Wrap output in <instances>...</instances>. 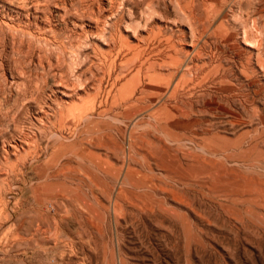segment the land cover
<instances>
[{
    "label": "rangeland",
    "instance_id": "1",
    "mask_svg": "<svg viewBox=\"0 0 264 264\" xmlns=\"http://www.w3.org/2000/svg\"><path fill=\"white\" fill-rule=\"evenodd\" d=\"M52 1L0 0V264H264V0Z\"/></svg>",
    "mask_w": 264,
    "mask_h": 264
},
{
    "label": "bare ground",
    "instance_id": "2",
    "mask_svg": "<svg viewBox=\"0 0 264 264\" xmlns=\"http://www.w3.org/2000/svg\"><path fill=\"white\" fill-rule=\"evenodd\" d=\"M54 1H56V0H53L52 2H54ZM63 1H64V0H63ZM78 1H79V0H78ZM99 1H100V0H99ZM106 1H107V0H106ZM110 1H111V0H110ZM110 1H109V2H110ZM164 1H165V0H164ZM167 1H168V0H167ZM182 1H183V0H181V2H182ZM74 2H75V1H74ZM100 2H101V1H100ZM102 2H104V1L102 0ZM109 2H108V3H109ZM114 2H115V1H114ZM179 2H180V1H179ZM110 3H111V2H110ZM221 3H222V2H221ZM52 4H53V3H52ZM74 4H75V3H74ZM85 4H86V2H85ZM112 4H113V5H111V7H110L109 5H108V6H109L110 8H112V7L114 6V3H112ZM121 4H122V3H121ZM10 5H11V4H10ZM92 5H93V4H92ZM97 5H98V4H97ZM72 6H73V5H72ZM176 6H178V5H176ZM219 6H220V5H219ZM228 6H229V5H228ZM19 7H20V6H19ZM51 7H52V6H51ZM56 7H58V6L56 5ZM74 7H75V6H74ZM93 7H94V5H93ZM182 7H183V6H182ZM87 8H88V7H87ZM101 8H102V7H101ZM107 8H108V7H107ZM110 8H108L109 11H110ZM119 8H120V7H119ZM45 9H46V8H45ZM48 9H49V8H48ZM48 9H47V10H48ZM63 9H64V8H63ZM98 9H99V8H98ZM112 9H114V8H112ZM112 9H111V10H112ZM21 10H22V9H21ZM42 10H43V9H42ZM42 10H41V11H42ZM61 10H62V9H61ZM66 10H67V9H66ZM68 10H69V9H68ZM71 10H72V9H71ZM128 10H129V9H128ZM39 11H40V10H39ZM84 11H85V10H84ZM84 11H83V12H84ZM88 11H89V10H88ZM112 11H113V10H112ZM149 11H150V9H149ZM180 11H181V10H180ZM27 12H28V10H27ZM34 12H35V11H34ZM42 12H43V11H42ZM46 12H47V11H46ZM57 12H58V11H57ZM83 12H82V13H83ZM89 12H90V11H89ZM104 12H105V11H104ZM106 12H107V10H106ZM115 12H116V11H115ZM124 12H125V11H124ZM228 12H229V11H228ZM49 13H50V12H49ZM49 13H48V14H49ZM68 13H69V11H68ZM110 13H112V12H110ZM118 13H119V12H118ZM151 13H152V12H151ZM22 14H23V13H22ZM66 14H67V13H66ZM90 14H91V13H90ZM130 14H131V12H130ZM130 14H129V16H130ZM155 14H156V13H155ZM155 14H154V15H155ZM35 15H36V14H35ZM40 15H41V14H40ZM45 15H47V14H45ZM75 15H77V13H76ZM75 15H74V16H75ZM80 15H81V14H80ZM91 15H92V14H91ZM99 15H101V14H99ZM102 15H103V14H102ZM105 15H106V14H104V17H105ZM114 15H115V14H114ZM117 15L120 16V15H122V14H121V12H120V14H117ZM182 15H183V14H182ZM186 15H187V14H186ZM227 15H228V14H227ZM32 16H33V15H32ZM47 16H48V15H47ZM47 16H46V18H48ZM52 16H53V15H52ZM60 16H61V15H60ZM63 16H65V14H64ZM70 16H71V15H70ZM77 16H78V15H77ZM108 16H109V13H108ZM112 16H113V15H112ZM126 16H127V15H126ZM129 16H128V17H129ZM33 17H34V16H33ZM33 17H32V18H33ZM65 17H66V16H65ZM72 17H73V15H72ZM75 17H76V16H75ZM80 17H81V16H80ZM86 17H87V16H86ZM131 17H133V16L131 15ZM146 17H148V15H146ZM187 17H188V16H187ZM192 17H193V16H192ZM91 18H92V17H91ZM95 18H96V17H95ZM113 18H114V17H113ZM117 18H118V17H117ZM117 18H116V23L113 24V22L111 21L110 24L112 23L115 27H117L118 24H120L119 22H118V24H117V20L120 21V18H119V19H117ZM123 18H124V16H123ZM129 18H130V17H129ZM189 18H191V17H189ZM221 18H222V17H221ZM238 18H239V17H238ZM70 19H72V18H70ZM87 19H88V18H87ZM114 19H115V18H114ZM130 19H131V18H130ZM33 20H34V19H33ZM35 20H36V18H35ZM50 20H51V19H50ZM73 20H74V19H73ZM77 20H78V19H77ZM79 20H80V19H79ZM81 20H82V19H81ZM95 20H96V19H95ZM145 20H146V19H145ZM230 20H231V19H230ZM93 21H94V20H93ZM114 21H115V20H114ZM134 21H135V20H134ZM152 21H153V20H152ZM224 21H225V20H224ZM2 22H3V21H2ZM5 22H6V21H5ZM46 22H47V21H46ZM72 22H73V21H72ZM80 22H81V21H80ZM94 22H95V21H94ZM97 22H98V20H97ZM121 22L124 23L123 20H122ZM137 22H138V21H137ZM137 22H136V24H137ZM230 22H231V21H230ZM8 23H9V22H8ZM49 23H50V22H49ZM95 23H96V22H95ZM98 23H100V21H99ZM104 23H105V21H104ZM122 23H121V24H122ZM138 23H139V22H138ZM148 23H149V21H148ZM231 23H232V22H231ZM240 23H241V22H240ZM28 24H29V23H28ZM73 24H74V23H73ZM76 24H77V23H76ZM81 24H82V23H81ZM96 24H97V23H96ZM96 24H95V28L99 25V24H97V26H96ZM100 24H101V23H100ZM106 24H107V23H106ZM110 24H109V26H110ZM146 24H147V23H146ZM150 24H151V23H150ZM17 25H18V23H17ZM137 25H139V24H137ZM9 26H10V25H8L7 27H9ZM35 26H36V25H35ZM82 26H83V25H82ZM102 26H103V24H102ZM119 26H122V25H119ZM127 26H128V25H127ZM139 26H140V25H139ZM139 26H138V27H139ZM144 26H145V25H144ZM217 26H218V25H217ZM12 27H13V26H12ZM25 27H26V26H25ZM38 27H39V26H38ZM93 27H94V26H93ZM98 27H99V26H98ZM98 27H97V28H98ZM110 27L112 28L113 26H110ZM124 27H125V26H124ZM237 27H238V26H237ZM50 28H51V27H50ZM73 28H75V27H73ZM91 28H92V27H91ZM108 28H109V27H108ZM233 28H234V27H233ZM17 29H19V28H17ZM23 29H24V28H23ZM37 29H38V28H37ZM84 29H85V28H83V30H84ZM121 29H122V28H121ZM121 29H119V28L116 29V30H117V33H116V32H113V31H112V32H113V34H119V35H120V38H121V37H122V34H120V32H121L120 30H121ZM138 29H139V28H138ZM143 29H144V27H143ZM202 29H203V28H202ZM8 30H9V29H8ZM21 30H22V29H21ZM21 30H20V32H21ZM51 30H52V29H51ZM61 30H62V29H61ZM96 30H98V29H96ZM100 30H101V31H100V35H101V33H102V35H103V32H102V31H104V30H103V29H100ZM109 30H110V28H109ZM109 30H108V31H109ZM116 30L114 29V31H116ZM148 30H150V29H148ZM170 30H171V29H170ZM178 30H179V29H178ZM178 30H177V31H178ZM180 30H181V29H180ZM233 30H234V29H233ZM33 31H34V30H33ZM53 31H55V29H54ZM69 31H70V29H69ZM80 31H81V30H80ZM93 31H94V30H93ZM105 31H106V30H105ZM108 31H107V32H108ZM125 31H126V30H125ZM136 31H137V30H136ZM136 31H135V32H136ZM140 31H141V30H140ZM158 31H159V30H158ZM186 31H187V30H186ZM51 32H52V31H51ZM73 32H74V31H73ZM81 32H83V31H81ZM97 32H99V31H97ZM109 32L111 33V31H109ZM151 32H152V31H151ZM151 32H150V33H151ZM175 32H176V31H175ZM182 32H183V31H182ZM182 32H181V33H182ZM200 32H201V31H200ZM11 33H12V32H11ZM24 33H25V32H24ZM29 33H30V32H29ZM61 33H62V32H61ZM88 33H89V32H88ZM93 33H94V32H93ZM95 33H96V31H95ZM95 33H94V34H95ZM123 33H124V32H123ZM153 33H154V32H153ZM156 33H157V32H156ZM203 33H204V32H203ZM238 33H239V32H238ZM21 34H22V33H21ZM46 34H47V33H46ZM55 34H56V33H55ZM90 34L92 35L91 31H90ZM111 34H112V33H111ZM113 34H112L111 37H114ZM16 35H17V34H16ZM31 35H32V34H31ZM35 35H36V34H35ZM50 35H51V34H50ZM74 35H75V34H74ZM80 35H81V34H80ZM95 35H99V34L96 33ZM119 35H118V36H119ZM145 35H146V34H145ZM147 35H149V33H148ZM197 35H198V34H197ZM205 35H206V34H205ZM23 36H24V35H23ZM180 36H181V35H180ZM195 36H196V35H195ZM14 37H15V35H14ZM88 37H89V36H88ZM101 37H102V36H101ZM107 37L111 39L110 35L107 36ZM150 37H151V36H150ZM154 37H155V36H154ZM175 37H176V36H175ZM53 38H55V37L53 36ZM108 38H107V40H108ZM114 38H116V37H114ZM114 38H112V39H114ZM128 38H129V37H128ZM144 38H145V37H144ZM144 38H143V39H144ZM146 38H148V36H147ZM176 38H177V37H176ZM30 39H31V37H30ZM44 39H45V38H44ZM57 39H58V38H57ZM77 39H78V37H77ZM79 39H80V38H79ZM84 39H85V38H84ZM86 39H87V38H86ZM86 39H85V40H86ZM98 39H99V38H98ZM181 39H183V38H181ZM194 39H195V37H194ZM15 40H16V39H15ZM21 40H22V39H21ZM33 40H34V39H33ZM41 40H43V39H41ZM103 40H104V39H103ZM121 40H122V39H121ZM137 40H138V39H137ZM144 40H145V39H144ZM148 40H150V39H148ZM148 40L146 39V41H148ZM165 40H166V39H165ZM177 40H178V39H177ZM192 40H193V39H192ZM238 40H239V39H238ZM100 41H102V40H100ZM109 41L111 42V40H108V42H109ZM118 41H119V40H118ZM118 41H117V42H118ZM138 41H139V40H138ZM39 42H40V41H39ZM50 42H51V40H50ZM56 42H57V41H56ZM82 42H83V41H82ZM110 42H109V43H110ZM112 42H113L112 45L114 46L115 43H114V41H112ZM112 42H111V43H112ZM129 42H130V41H129ZM153 42H154V41H153ZM167 42H168V40H167ZM237 42H238V41H237ZM44 43H45V41H44ZM53 43H54V42H53ZM53 43H52V44H53ZM74 43H75V42H74ZM76 43H77V42H76ZM105 43H106V41H105ZM109 43H108V45H110ZM156 43H157V42H156ZM161 43H162V42H160L159 45H162ZM171 43H172V42H171ZM190 43H191V42H190ZM232 43H233V42H232ZM238 43H239V42H238ZM45 44H46V43H45ZM83 44H84V43H83ZM116 44H117V43H116ZM173 44H174V42H173ZM200 44H201V43H200ZM21 45H22V44H21ZM31 45H32V44H31ZM70 45H71V43H70ZM76 45H77V44H76ZM108 45H107V46H108ZM138 45H139V44H138ZM140 45H141V44H140ZM140 45H139V48H140ZM142 45H143V44H142ZM149 45H150V44H149ZM157 45H158V44H157ZM168 45H169V44H168ZM192 45H193V44H192ZM197 45H198V44H197ZM203 45H204V44H203ZM17 46H18V45H17ZM60 46H61V44H60ZM82 46H83V45H82ZM93 46H94V45H93ZM152 46H153V44H152ZM166 46H167V44H166ZM175 46H176V45H175ZM198 46H199V45H198ZM226 46H227V45H226ZM229 46H230V44H229ZM232 46H233V45H232ZM40 47H41V46H40ZM54 47H55V46H54ZM69 47H70V46H69ZM69 47H68V48H69ZM79 47H81V46H79ZM83 47H85V46H83ZM117 47H118V45H117ZM134 47H136V46H134ZM155 47L157 48V46H155ZM164 47H165V46H164ZM169 47H171V46H169ZM169 47H167V48H169ZM172 47H174V46L172 45ZM181 47H182V46H181ZM196 47H197V46H196ZM55 48H56V47H55ZM91 48H92V47H91ZM108 48L112 49V48H114V47H111V46H110V47H108ZM118 48L120 49V45H119ZM123 48H124V47H123ZM139 48L137 47V49H139ZM151 48H152V47H151ZM151 48H150V49H151ZM153 48H154V47H153ZM156 48L153 49V50H156L155 52L158 53ZM234 48H235V47H234ZM40 49H41V48H40ZM82 49H83V48H82ZM110 49H109V50H110ZM114 49H116V47H115ZM121 49H122V47H121ZM135 49H136V48H135ZM158 49H159V47H158ZM161 49H162V48H160V50H161ZM164 49H165V48H164ZM238 49H239V48H238ZM73 50H74V49H73ZM144 50H145V49H144ZM147 50H148V49H147ZM167 50H168V49H167ZM167 50H166V51H167ZM182 50H183V49H182ZM54 51H55V50H54ZM97 51H98V50H97ZM105 51H106V50H105ZM115 51H116V50H115ZM118 51H119V50H118ZM123 51H124V49H123ZM135 51H136V50H135ZM148 51H150V50H148ZM158 51H159V50H158ZM162 51H164V50H161L160 52H162ZM166 51H165V52H166ZM210 51H211V49H210ZM237 51H238V50H237ZM40 52H42V51H40ZM73 52H74V51H73ZM94 52H95V50H94ZM94 52H93V53H94ZM110 52H111V51H110ZM119 52H120V51H119ZM121 52H122V51H121ZM129 52H130V53H133L134 51H133V52H132V51H129ZM170 52H171V51H170ZM182 52H183V51H182ZM185 52H186V51H185ZM235 52H236V51H235ZM51 53H52V52H51ZM54 53H55V52H54ZM58 53H59V52H58ZM63 53H65V52H63ZM107 53L109 54L108 51H107ZM115 53L118 54L117 51H116ZM135 53H136V52H135ZM145 53H147V51H146ZM151 53L153 54V51H152ZM166 53H167V52H166ZM214 53H215V52H214ZM241 53H242V52H241ZM252 53H253V52H252ZM71 54H72V53H71ZM73 54H74V53H73ZM78 54H79V53H78ZM99 54H100V53H99ZM103 54H104V53H103ZM105 54H106V52H105ZM141 54H143L142 51H141ZM147 54H148V53H147ZM160 54L162 55V53H160ZM192 54H193V53H192ZM194 54H195V53H194ZM198 54H199V53H198ZM198 54H197V55H198ZM51 55H52V54H51ZM57 55H58V54H57ZM156 55H158V54H155V56H156ZM203 55H204V54H203ZM217 55H218V54H217ZM231 55H232V54H231ZM235 55H237V54H235ZM42 56H43V55H42ZM46 56H47V55H46ZM61 56H62V55H61ZM75 56H77V55H75ZM97 56H98V55H97ZM135 56H136V55H135ZM150 56H151V55H150ZM171 56H172V55H171ZM210 56H211V55H210ZM57 57H58V56H57ZM151 57H152V56H151ZM174 57H175V56H174ZM193 57H194V56H193ZM212 57H213V56H212ZM221 57H222V56H221ZM221 57H220V58H221ZM240 57H241V56H240ZM255 57H256V56H255ZM41 58H42V57H41ZM46 58H47V57H46ZM77 58H78V57H77ZM131 58H132V57H131ZM134 58H135V57H134ZM137 58H138V57H137ZM140 58H141V57H140ZM171 58H172V57H171ZM183 58H184V57H183ZM231 58H232V57H231ZM39 59H40V58H39ZM84 59H85V58H84ZM157 59H158V58H157ZM96 60H97V59H96ZM140 60H141V59H140ZM151 60H152V59H151ZM242 60H244V59H242ZM248 60H249V59H248ZM102 61H103V60H102ZM145 61H146V60H145ZM147 61H148V60H147ZM149 61H150V60H149ZM158 61H159V60H158ZM56 62H57V61H56ZM100 62H101V61H100ZM100 62H99V63H100ZM104 62H105V61H104ZM112 62H113V61H112ZM122 62H123V61H122ZM134 62H135V60H134ZM198 62H199V61H198ZM208 62H209V60H208ZM247 62H248V61H247ZM38 63H39V62H38ZM58 63H59V61H58ZM74 63H75V62H74ZM91 63H93V62H91ZM77 64H78V63H77ZM82 64H83V63H82ZM96 64H97V63H96ZM122 64H124V62L121 63V65H122ZM127 64H128V63H127ZM141 64H142V63H140V66H141ZM196 64H197V63H196ZM196 64H195V65H196ZM207 64H208V63H207ZM207 64H206V65H207ZM213 64H214V63H213ZM217 64H218V63H217ZM133 65H134V64H133ZM249 65H250V64H249ZM48 66H49V65H48ZM72 66H73V65H72ZM104 66H105V65H104ZM108 66H109V64H108ZM209 66H210V65H209ZM51 67H52V66H51ZM117 67H118V66H117ZM64 68H65V67H64ZM86 68H87V67H86ZM138 68H139V67H138ZM234 68H235V67H234ZM257 68H258V67H257ZM176 69H177V68H176ZM202 69H203V68H202ZM207 69H208V68H207ZM251 69H252V68H251ZM62 70H63V69H62ZM156 70H157V69H156ZM214 70H215V69H214ZM85 71H86V70H85ZM89 71H90V70H89ZM122 71H123V70H122ZM169 71H170V70H169ZM203 71H205V70H203ZM203 71H202V72H203ZM253 71H254V70H253ZM62 72H63V71H62ZM67 72H68V71H67ZM124 72H125V71H124ZM210 72H212V71H210ZM256 72H257V71H256ZM21 73H22V72H21ZM107 73H108V72H107ZM117 73H118V72H117ZM90 74H91V73H90ZM165 74H166V73H165ZM168 74H170V73H168ZM190 74H191V73H190ZM194 74H195V73H194ZM59 75H60V74H59ZM155 75H156V74H154V76H155ZM191 75H192V74H191ZM202 75H203V74H202ZM259 75H260V74H259ZM192 76H193V75H192ZM226 76H227V75H226ZM161 77H162V76H161ZM60 78H61V77H60ZM197 79H198V78H196V80H197ZM212 79H213V78H211V80H212ZM217 79H218V78H217ZM226 79H227V78H226ZM255 79H256V78H255ZM259 79H260V78H259ZM59 80H60V79H59ZM182 80H183V79H182ZM193 80H194V79H193ZM161 81H162V80H161ZM207 81H208V80H207ZM217 81H218V80H217ZM258 81H259V80H258ZM0 82H1V81H0ZM69 82H70V81H69ZM158 82H160V81H158ZM173 82H174V81H173ZM210 82H211V81H210ZM61 83H63V82H61ZM70 83H71V82H70ZM3 84H4V83H3ZM3 84H2V85H3ZM117 84H118V83H117ZM260 84H261V83H260ZM183 85H184V84H183ZM204 85H205V84H204ZM72 87H73V85H72ZM99 88H100V87H99ZM188 88H189V87H188ZM72 89H73V88H72ZM191 89H192V88H191ZM256 89H257V88H256ZM99 90H100V89H99ZM169 90H170V89H169ZM187 90H188V89H187ZM194 90H195V89H194ZM97 91H98V90H97ZM185 91H186V90H185ZM196 91H197V90H196ZM254 91H255V90H254ZM99 92H100V91H99ZM64 93H65V92H64ZM196 93H197V92H196ZM201 93H202V92H201ZM256 93H257V92H256ZM262 93H263V92H262ZM183 94H184V90H183L181 87H179V84L175 85L174 88H173L172 91H171V96H170V97H171L170 100H171L172 104L170 105V108L168 109L171 113H173V112L176 113V112L180 111V108H179L178 105H177V101L180 100V98H182V95H183ZM186 94H187V93H186ZM215 94H216V93H215ZM72 95H73V94H72ZM79 95H80V94H79ZM166 95H167V94H166ZM97 96H98V95H97ZM260 96H261V95H260ZM66 97H67V96H66ZM188 97H189V96H188ZM80 99H81V98H80ZM241 99H242V98H241ZM81 101H82V100H81ZM165 101H166V100H165ZM70 102H71V101H70ZM178 102H179V101H178ZM73 103H75V101H74ZM76 103L78 104V102H76ZM76 103H75V106H76ZM80 103H81V102H80ZM161 104H162V103H161ZM161 104H159V105H161ZM81 105H82V104H81ZM85 105H86V104H85ZM243 105H244V104H243ZM66 106H68V105H66ZM77 106H78V105H77ZM72 107H73V106H72ZM68 108H71V106L68 107ZM79 108H80V106H79ZM72 109H74V107H73ZM80 109H81V108H80ZM80 109H79V110H80ZM85 109H86V108H85ZM81 110H82V109H81ZM81 110H80V111H81ZM68 111H70V110L68 109ZM70 112H72V111H70ZM196 112H197V111H196ZM223 112H224V111H223ZM228 113H229V112H228ZM76 114L80 116L79 112L76 113ZM71 115H72V113H71ZM179 115H180V114H179ZM186 116H187V114H186ZM188 116H189V115H188ZM188 116H187V117H188ZM86 118H87V117H86ZM179 118H180V117H179ZM33 143H34V142H33ZM26 146H27V145H26ZM39 149H40V148H39ZM29 153H30V152H29ZM19 155H20V154H19ZM33 155H34V154H33ZM24 156H25V155H24ZM25 159H26V158H25ZM140 207H141V206H140ZM141 209H142V208H141ZM138 212H139V211H138Z\"/></svg>",
    "mask_w": 264,
    "mask_h": 264
}]
</instances>
